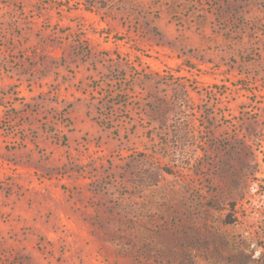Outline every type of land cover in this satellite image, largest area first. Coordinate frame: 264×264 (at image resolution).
I'll return each instance as SVG.
<instances>
[{
    "label": "rangeland",
    "instance_id": "obj_1",
    "mask_svg": "<svg viewBox=\"0 0 264 264\" xmlns=\"http://www.w3.org/2000/svg\"><path fill=\"white\" fill-rule=\"evenodd\" d=\"M0 264H264V0H0Z\"/></svg>",
    "mask_w": 264,
    "mask_h": 264
}]
</instances>
